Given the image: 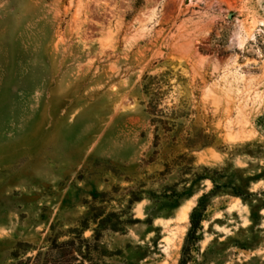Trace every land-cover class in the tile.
Returning <instances> with one entry per match:
<instances>
[{
  "label": "rangeland",
  "instance_id": "rangeland-1",
  "mask_svg": "<svg viewBox=\"0 0 264 264\" xmlns=\"http://www.w3.org/2000/svg\"><path fill=\"white\" fill-rule=\"evenodd\" d=\"M95 216L74 264H264V0H0V264Z\"/></svg>",
  "mask_w": 264,
  "mask_h": 264
},
{
  "label": "trees",
  "instance_id": "trees-1",
  "mask_svg": "<svg viewBox=\"0 0 264 264\" xmlns=\"http://www.w3.org/2000/svg\"><path fill=\"white\" fill-rule=\"evenodd\" d=\"M152 122L155 123V120L152 119ZM166 131H170V129L166 128ZM157 139L158 136H156V141L154 142V150L149 156V159L146 161L148 163L154 162L160 152V150L157 149ZM168 141L167 143L170 145H175L178 143L175 137ZM195 217L196 210H194L190 216L191 228L188 234V239L186 240V243L188 242L189 244V248L195 244L196 240H198L197 232L200 222L196 220ZM109 218H111V216ZM109 218H99L98 216H95L93 222L97 223V228H95L94 233L90 238H84L83 236L84 231L88 228L87 219L82 223L80 228H74L69 231L72 236L69 235L71 238L68 240L60 241L59 235L50 236L45 250L42 248L34 257H28L25 260H19L16 264H74L75 262L79 261V258L86 259L90 255V241L93 240L95 243H98L100 240L99 230H102L104 227L109 225L111 230H119L118 224L111 225V219ZM14 257L19 259L18 254H14ZM186 260L187 259L182 258L181 264H186Z\"/></svg>",
  "mask_w": 264,
  "mask_h": 264
},
{
  "label": "bare ground",
  "instance_id": "bare-ground-1",
  "mask_svg": "<svg viewBox=\"0 0 264 264\" xmlns=\"http://www.w3.org/2000/svg\"><path fill=\"white\" fill-rule=\"evenodd\" d=\"M238 40H239V44H240V45H243V43H244V41H245V37H244V36H239V37H238ZM183 215H185L184 212H183ZM183 215H182V216H183ZM185 218H186V217H185Z\"/></svg>",
  "mask_w": 264,
  "mask_h": 264
}]
</instances>
